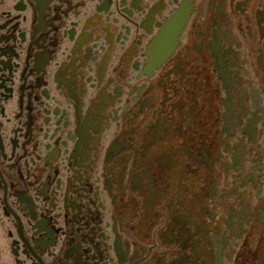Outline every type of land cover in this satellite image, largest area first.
I'll return each mask as SVG.
<instances>
[{"label": "flooded vegetation", "instance_id": "obj_1", "mask_svg": "<svg viewBox=\"0 0 264 264\" xmlns=\"http://www.w3.org/2000/svg\"><path fill=\"white\" fill-rule=\"evenodd\" d=\"M0 264H264V0H0Z\"/></svg>", "mask_w": 264, "mask_h": 264}]
</instances>
